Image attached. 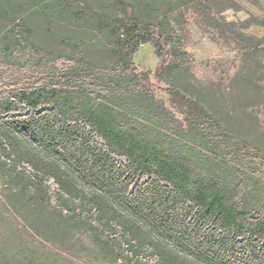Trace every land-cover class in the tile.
<instances>
[{"label": "trees", "instance_id": "trees-1", "mask_svg": "<svg viewBox=\"0 0 264 264\" xmlns=\"http://www.w3.org/2000/svg\"><path fill=\"white\" fill-rule=\"evenodd\" d=\"M159 1L61 0L46 25L50 36L70 53L42 48L26 19L14 17L12 30L0 38V80L32 75L37 81L0 91V123L24 127L39 145L63 156L103 193L96 203L107 206V214L119 212L107 205L105 197L205 264H264V203L256 208L246 203L248 193L264 185V147L238 133L224 105L212 102L208 90L190 79V55L168 13L193 0H162L169 6L166 12L159 9ZM28 11L39 12L35 7ZM57 15L75 24L64 33L55 32ZM99 36L117 42L106 45L101 62L92 50L96 40L104 39ZM145 43L154 45L160 59L156 79L165 84L162 90L185 109L183 133L157 117L155 89L146 85L149 74L132 61ZM256 44L262 46L264 41ZM61 61L70 67L58 68ZM244 91L248 96L254 93L253 104L264 103L259 90L249 86ZM1 141L13 154L23 151L11 131L2 127ZM38 164L46 166L65 194L79 198L63 171L40 158ZM228 164L246 177L227 169ZM145 177L150 179L144 181ZM10 191L3 187V192ZM10 205L16 213L8 207L0 211V264H35L33 259L2 258L22 255L2 250L3 242L19 237L21 225L15 222L25 220ZM31 206L46 222L45 214L57 212L59 205L51 210L38 197ZM127 219L131 232H139L138 222ZM27 232L31 248L42 244ZM60 258L78 264L70 257ZM121 259L95 257L83 263L119 264Z\"/></svg>", "mask_w": 264, "mask_h": 264}, {"label": "rangeland", "instance_id": "rangeland-1", "mask_svg": "<svg viewBox=\"0 0 264 264\" xmlns=\"http://www.w3.org/2000/svg\"><path fill=\"white\" fill-rule=\"evenodd\" d=\"M60 2L0 0V38L12 30V19L17 17L26 19L34 41L39 46L70 53V49L57 43L56 37L50 36L46 25V18L58 12ZM166 3L159 1L161 12L168 11ZM32 7L39 12H29L28 8ZM168 17L190 55L191 81L207 89L212 102L224 105L238 133L256 140L264 147V103L253 104L254 93L248 96L244 91L250 86L264 96V44H256L258 40L264 41V0H193L169 12ZM55 21L57 24L53 29L58 33L70 30L75 24L60 15L55 17ZM81 25L85 29L91 27L88 23ZM99 38L102 40L104 37ZM109 43L117 42L116 39L108 41L105 38L94 42L92 50L97 62L104 60V50ZM132 61L140 71L149 74L146 85L155 89L157 117L163 123L174 126L179 133L185 132V109L173 102L171 96L162 90L165 84L156 79L160 59L154 45L141 44L133 54ZM57 67L64 69L70 64L61 61ZM237 76L240 78L235 81ZM14 79L2 78L0 91L11 84L21 87L33 85L37 81V77L32 75L15 76ZM0 127L11 131L23 150L13 154L7 150L5 142H0V211L8 207L14 212L11 203L25 219L15 222L16 226L21 225L19 237L9 238L2 245L5 252L16 251L22 255L2 257L5 261L17 258L21 262L33 259L37 261L35 264H71L60 258L70 257L74 263L84 264L83 260L87 261V258L122 257L119 264H205L182 250L173 239L151 231L109 197H105L107 205L115 208L119 214H107V206L96 203V197L103 193L71 167L63 156L53 154L39 145L24 127L10 121L0 123ZM111 157L126 164L122 158L115 155ZM37 158L63 171L77 187L74 195L80 199L65 194L46 166L36 165ZM225 167L238 176L246 177L230 164ZM148 179L150 177H145L144 181ZM3 187H10L11 191L5 193ZM42 187L46 188V192ZM38 197L50 205L51 210L59 205L57 212L45 214L44 217L49 219L46 222H42L41 215L31 210V201ZM246 203L254 208L263 204L264 185L259 184L248 193ZM126 218L138 222L139 232H131ZM8 224L16 227L12 223ZM54 225L57 226L54 228ZM13 230L11 228V233ZM27 230L42 244L31 248L32 239H28Z\"/></svg>", "mask_w": 264, "mask_h": 264}]
</instances>
